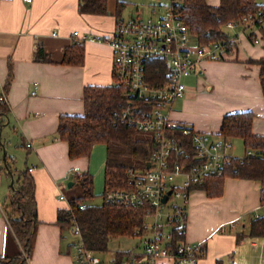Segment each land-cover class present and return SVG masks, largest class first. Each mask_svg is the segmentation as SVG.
<instances>
[{
	"label": "crops",
	"instance_id": "crops-1",
	"mask_svg": "<svg viewBox=\"0 0 264 264\" xmlns=\"http://www.w3.org/2000/svg\"><path fill=\"white\" fill-rule=\"evenodd\" d=\"M116 1L108 0L107 16H93L78 13V0H33L31 4L0 0V98L5 99L9 108L0 125L1 258L14 257L18 251L17 243L8 235L4 212L16 178L5 168L6 157L14 159L11 170L13 167L24 171L16 168V158L8 153L9 136L16 141V134L18 147L26 146L21 148L26 152L24 165L34 182L38 220L28 264H74L71 251L76 243L64 245L66 231L62 232L57 223L59 211L68 209L67 200L59 197L73 173L92 172L91 159L97 157L99 147L105 154L104 171L106 147L95 145L90 158L70 160L67 144L56 135L57 121L60 115L83 113L82 93L86 86L112 83V49L107 40L115 27ZM206 1L210 6L219 4V0ZM254 1L264 6V0ZM153 12L154 9L152 14H156ZM82 36L101 41L80 42ZM72 44H83L81 66L61 63L64 49ZM40 46L50 63L34 59ZM263 55L262 46L243 37L237 51L227 52L221 62L200 61L196 71L187 78L193 80L188 85L192 88L185 84V94L174 101L169 119L219 139L221 121L226 114L250 111L254 114L253 134L264 136V98L258 67L249 64ZM9 69L12 80L5 93ZM162 70L153 72L168 71L166 66ZM227 155L231 157L228 152ZM175 183L181 184L182 178H176ZM185 213L184 241L199 245L197 264H261L264 236H248L250 220L264 216L258 181L225 178L218 197L192 190Z\"/></svg>",
	"mask_w": 264,
	"mask_h": 264
},
{
	"label": "trees",
	"instance_id": "trees-1",
	"mask_svg": "<svg viewBox=\"0 0 264 264\" xmlns=\"http://www.w3.org/2000/svg\"><path fill=\"white\" fill-rule=\"evenodd\" d=\"M169 1L190 33L203 44L225 41L226 24L238 23L249 14L255 16L263 7L256 4L254 0H219L217 6L208 5L206 0ZM107 2L108 0H78L77 10L80 15L107 16ZM124 5L123 1H116L115 24L119 21L118 17ZM258 27L261 36L259 45L264 50V21ZM224 46L229 52V46ZM42 52V47H38L34 59L48 62L49 59L45 58ZM83 62V44H72L64 49L61 60L63 65L81 66ZM249 64L258 67V81L264 98V55L258 60H250ZM162 68L165 69L163 63L153 61L147 69H151L154 73L153 70L163 71ZM11 80L12 75L9 69L4 85L5 93ZM125 90L126 87L117 83L112 72L110 85L86 86L83 89V113L81 115L64 114L60 115L57 121L56 135L59 140L67 144L70 160L88 158L97 144L106 147L102 202L99 205L90 203L96 196L93 192L92 176L87 172L73 173L71 178L73 185L69 191L75 188L76 193L67 199L68 209L59 211L57 218L62 232L78 227L83 247L97 255L107 252L110 239L136 237L142 230L144 210L105 202L104 194L129 191L131 189L129 172H145L151 169V156L157 148L149 136L142 135L121 120L122 111L127 107L128 100H132L125 96ZM134 106L141 107L142 104L135 102ZM142 108L147 110L149 106L144 105ZM8 111L6 101L0 100V125H3ZM253 119L254 114L250 111L233 112L222 118L218 136L229 140L240 139L245 154L242 158L229 157L230 161L223 165V172L220 176L206 177L201 184L192 185L188 192L202 190L209 197H218L222 194L225 178L258 181L260 183V203L264 205V136L253 134ZM182 127L174 130L171 137L173 143L170 163L171 165L176 164L181 171L187 172L190 166L193 167L198 162L194 158L191 139L181 133ZM21 147L26 146L21 145ZM249 152L253 155H248ZM6 159L5 168L10 169V173L16 178L4 212L8 223V235L17 243L18 251L14 257H0V264H28L38 223L34 182L27 169L16 171L12 167L11 170L12 163L14 166V159H8V157ZM185 219L186 213L184 221ZM248 236L250 238L264 236V216L250 220ZM177 237L174 236V240H184V235ZM240 238L239 235L238 240ZM132 255V251H118L115 252L112 260L128 258ZM138 255L135 253L133 256L138 257Z\"/></svg>",
	"mask_w": 264,
	"mask_h": 264
},
{
	"label": "built area",
	"instance_id": "built-area-1",
	"mask_svg": "<svg viewBox=\"0 0 264 264\" xmlns=\"http://www.w3.org/2000/svg\"><path fill=\"white\" fill-rule=\"evenodd\" d=\"M22 1L31 4L33 0ZM158 1H167L161 6V14L142 18L136 13L135 18L119 20L113 35L107 40L112 49V72L117 83L126 87L125 96L132 99L122 111L121 120L139 133L147 134L157 148L151 156L152 168L145 172H129L131 189L106 192L104 201L144 210L143 228L138 232L144 247L142 251H132L133 255L138 253V257L132 255L103 261L78 241L74 245V264H197L199 245L174 240V236L185 233L183 210L190 193L188 190L192 185L201 184L206 177L220 176L223 165L230 161L226 151L230 147L229 139L210 141L207 135L192 127L170 120L168 113L174 101L183 97L184 80L196 71L200 61H222L227 56L224 45L229 46L231 53L237 50L239 32L235 31L240 22L226 24L225 41L203 44L190 33L169 0ZM263 21L264 6L255 16L249 14L244 17L243 22L251 24L245 28L251 30V34L244 37L245 33H241L240 36L259 45L261 36L258 26ZM192 36L195 38L194 47L189 46ZM87 39L101 41L88 36H82L79 41ZM153 61L165 63L167 73L148 70ZM0 100L5 101L4 98ZM135 102L142 106H134ZM144 105L149 109L144 110ZM181 126L182 135L191 139L194 158L198 162L187 172L170 163L171 137L174 130ZM176 178H182V183L176 184ZM59 199L66 200L63 195ZM70 230L80 238L78 227ZM261 264H264L263 257Z\"/></svg>",
	"mask_w": 264,
	"mask_h": 264
},
{
	"label": "rangeland",
	"instance_id": "rangeland-1",
	"mask_svg": "<svg viewBox=\"0 0 264 264\" xmlns=\"http://www.w3.org/2000/svg\"><path fill=\"white\" fill-rule=\"evenodd\" d=\"M120 1H123L125 5H124L121 13L119 14L120 15L118 17L119 20L127 21L129 19L135 18L136 13H137L136 12L137 9L139 10L138 13L141 15L142 18L150 17L152 15L153 9H154L153 13H156L158 15L163 12L161 7H159V5L162 6V2H159L158 0H120ZM163 2L167 3V1H163ZM243 19L240 20V23H239L240 26L235 31L236 33L239 32V37H238V40H239L238 46L239 47H240V43H241V39H242V37L240 36L241 33H243V34L245 33L244 37L249 36L251 34V30L245 29V28H248V26H250L251 24L249 22L244 23ZM228 32L230 34L233 33L232 31H228ZM189 46L194 47V38L193 37L191 38V42L189 43ZM238 46H237V49H238ZM210 62H214V61H210ZM184 83L187 85L188 88H192V86H188V85H192L194 82H193V80L185 79ZM195 94H196V92H195ZM199 94H201V92ZM199 100H200V96H199V99L197 101H199ZM173 109L176 110V104H175ZM10 134L12 135L13 133L10 132ZM141 134L145 135V136L147 135L144 133H141ZM15 138H16V141L13 140L11 138V136H9L10 143L8 142L9 143V148H8L9 152L8 153H12V156H14L16 158V165H15L16 168L19 170H25L26 165H24V161H25L26 152H25V150H22L21 147H18L19 143H18V137L16 134H15ZM209 138H210V141L211 140L215 141L217 139V137L213 136V135L210 136ZM229 141H230V147H228L226 150L229 153V155L231 157L242 158L245 154L242 141L240 139H230ZM97 146H101V145L97 144ZM22 152L24 155L22 154ZM93 152L94 151H91L90 157L92 156ZM104 159H105L104 150L102 147H99V152L97 153V157L91 159V162H92L91 171L92 172L90 173V175L92 176V180H93V192L96 196L93 200L90 201V203L94 204V205H99L102 202L101 194L103 192V174H104L103 163H104ZM177 179L180 180L181 178H177ZM69 189L70 188H67V183H65L63 185V191H62L64 194H61V195H63L66 200L70 196H72L76 193L75 188L73 190H70V191H69ZM185 209H186V204L184 206L183 214H185ZM184 226H185V223H184ZM78 241H80V238L78 236L74 235L71 230H67L65 232L64 245H67L70 243H77ZM143 247H144L143 238H141L139 236L132 237V238H113V239H110V241L108 242L107 252L105 254H100L97 257L103 261H111L115 252H118V251L139 252V251L143 250ZM71 253H72V255H74L75 250L73 249L71 251Z\"/></svg>",
	"mask_w": 264,
	"mask_h": 264
},
{
	"label": "water",
	"instance_id": "water-1",
	"mask_svg": "<svg viewBox=\"0 0 264 264\" xmlns=\"http://www.w3.org/2000/svg\"><path fill=\"white\" fill-rule=\"evenodd\" d=\"M73 185V183L72 182H69L68 184H67V188H70L71 186ZM166 200V197L165 198H163V202Z\"/></svg>",
	"mask_w": 264,
	"mask_h": 264
}]
</instances>
